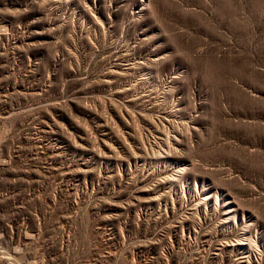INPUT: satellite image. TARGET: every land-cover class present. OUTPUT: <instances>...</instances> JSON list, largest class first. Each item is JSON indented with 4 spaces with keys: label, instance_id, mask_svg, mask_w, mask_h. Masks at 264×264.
Listing matches in <instances>:
<instances>
[{
    "label": "rangeland",
    "instance_id": "374dc122",
    "mask_svg": "<svg viewBox=\"0 0 264 264\" xmlns=\"http://www.w3.org/2000/svg\"><path fill=\"white\" fill-rule=\"evenodd\" d=\"M0 264H264V0H0Z\"/></svg>",
    "mask_w": 264,
    "mask_h": 264
}]
</instances>
